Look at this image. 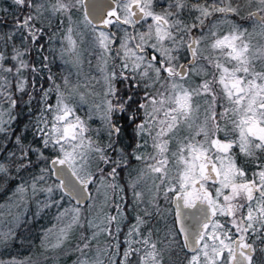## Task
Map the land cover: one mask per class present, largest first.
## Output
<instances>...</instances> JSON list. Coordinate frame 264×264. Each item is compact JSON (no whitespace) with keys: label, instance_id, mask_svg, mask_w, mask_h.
I'll return each mask as SVG.
<instances>
[{"label":"snow or ice","instance_id":"1","mask_svg":"<svg viewBox=\"0 0 264 264\" xmlns=\"http://www.w3.org/2000/svg\"><path fill=\"white\" fill-rule=\"evenodd\" d=\"M3 193L0 264H264V0H0Z\"/></svg>","mask_w":264,"mask_h":264},{"label":"trees","instance_id":"2","mask_svg":"<svg viewBox=\"0 0 264 264\" xmlns=\"http://www.w3.org/2000/svg\"><path fill=\"white\" fill-rule=\"evenodd\" d=\"M54 71H56V69H53ZM23 119V118H22ZM7 195V193H3L0 194V200H2L5 196ZM48 224L47 220H43L38 222L36 225L33 226L32 232H31V236H32V240L34 241L35 244L39 243V238H38V234H39V229L41 226H46ZM25 235H27L28 233L25 232ZM28 247L27 245H25L24 247H21L19 243L15 244L13 247H11L10 249H8L7 251H4L3 249H0V254H2L4 257H8L10 255H25V253L28 252Z\"/></svg>","mask_w":264,"mask_h":264},{"label":"rangeland","instance_id":"3","mask_svg":"<svg viewBox=\"0 0 264 264\" xmlns=\"http://www.w3.org/2000/svg\"><path fill=\"white\" fill-rule=\"evenodd\" d=\"M27 253H25V255H26ZM70 261H71V258H68V264H70Z\"/></svg>","mask_w":264,"mask_h":264}]
</instances>
